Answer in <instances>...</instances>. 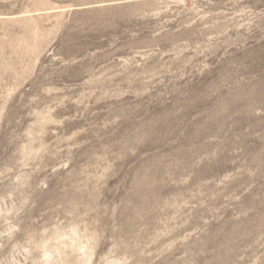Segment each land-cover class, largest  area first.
<instances>
[{
    "label": "rangeland",
    "instance_id": "374dc122",
    "mask_svg": "<svg viewBox=\"0 0 264 264\" xmlns=\"http://www.w3.org/2000/svg\"><path fill=\"white\" fill-rule=\"evenodd\" d=\"M0 264H264V0H0Z\"/></svg>",
    "mask_w": 264,
    "mask_h": 264
}]
</instances>
